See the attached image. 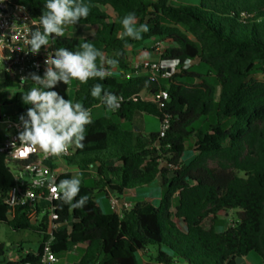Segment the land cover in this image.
Here are the masks:
<instances>
[{
  "label": "trees",
  "instance_id": "1",
  "mask_svg": "<svg viewBox=\"0 0 264 264\" xmlns=\"http://www.w3.org/2000/svg\"><path fill=\"white\" fill-rule=\"evenodd\" d=\"M16 1L37 17L45 10L46 0ZM84 3L90 6V13L76 25L96 27L95 32L84 38L65 34L56 40L55 50L78 51L80 44L92 43L109 58L117 59L116 69L127 73L131 70V47L152 39L171 41L173 46L164 50L162 60L207 64L219 86L182 67L161 85L147 77L120 80L113 75L86 84L72 81L73 103L79 102L88 110L96 106L111 110L92 97L95 83L122 98L119 108L111 111L132 128H123L111 117L92 118L83 147H70L65 163L82 172L94 170L95 186L88 187L80 177V196L89 197L84 207L72 209L61 198L56 202L61 220H71L72 224L55 234L53 251L60 256L86 245L83 256L72 264H238L239 258L247 259L252 253L264 264V79L252 76L258 63L264 73V0H191L179 6H172L170 0ZM130 12H135L138 23L146 24L149 31L139 40L126 38L125 47L116 34L123 30L120 21ZM31 87L34 84L25 92ZM160 88L169 93L165 109L140 96ZM69 89L70 84L60 83L50 90L69 99ZM25 92L11 100L0 97V108L16 104L26 115L30 105L21 99ZM141 114L156 117L161 123L167 117L170 125L164 136L160 131L144 136L140 127L137 130L134 119ZM211 114H215L216 123L208 128L194 127ZM230 120V127L225 128ZM191 138L196 139V157L184 164ZM210 161L217 166L211 167ZM71 178L72 173H65L59 181ZM159 178L168 189L159 207L144 202L120 213H108L96 202V191L122 195ZM15 183L14 173L0 154V226L33 230L41 238L44 234L31 225L25 207L17 208L12 221L7 219L5 201ZM172 197L179 198L175 213L170 212ZM230 210H237L238 220L218 232V215ZM207 219L212 221L208 228L204 225ZM23 251L19 248L15 258L6 260L7 250L0 241V264H41V246L37 252ZM140 252H148L152 261L142 263Z\"/></svg>",
  "mask_w": 264,
  "mask_h": 264
},
{
  "label": "built area",
  "instance_id": "2",
  "mask_svg": "<svg viewBox=\"0 0 264 264\" xmlns=\"http://www.w3.org/2000/svg\"><path fill=\"white\" fill-rule=\"evenodd\" d=\"M38 20L39 17L34 16L26 6L19 4L16 0H0V97L4 101L11 100L17 93L25 92L31 83L34 87H38L30 80V74L35 73L43 77L47 54L55 51L56 40L60 37H50L48 48L42 47L41 51L35 55L31 53L27 41L31 38V32L39 27ZM164 44L165 49L173 46L171 41H164ZM186 62L187 67H185ZM193 64L194 62L190 60L182 64L179 59L162 60L160 57L158 61L145 60L135 63L127 73L119 69L117 71L125 80L147 77L151 82L159 84L161 79L168 81L172 78L181 67L189 69ZM21 77L29 80L21 84ZM72 85L73 82L70 83V87ZM122 100L120 98V102ZM150 100L159 109H165L169 101V93L160 88L153 92ZM2 106L0 124L5 126V134L0 140V154L5 156L6 163L16 180L5 201L8 205L7 219L12 221L17 208L25 207L31 225L38 227L44 234L39 245L42 247L41 264H57L59 256L53 251L55 234L62 228L69 227L72 221L61 220L56 206V202L60 200V194L51 191L49 181L54 180L58 184L61 176L66 173L63 170L59 172L56 166L65 161V157L70 154V147L61 157H52L45 156L38 145L21 143L18 139V134L23 131L20 117L24 116L27 119V116L20 113L16 104ZM169 125V119L166 117L161 123V136H164ZM41 179L43 183L35 182ZM109 200L114 209L132 208L128 202L121 203L115 194H111ZM46 225L45 229L43 226ZM27 253H30V250L24 251V254Z\"/></svg>",
  "mask_w": 264,
  "mask_h": 264
},
{
  "label": "clouds",
  "instance_id": "3",
  "mask_svg": "<svg viewBox=\"0 0 264 264\" xmlns=\"http://www.w3.org/2000/svg\"><path fill=\"white\" fill-rule=\"evenodd\" d=\"M44 8L39 16V27L31 32V38L27 41L34 55L38 54L42 47L50 46V37H63L67 26L76 25L90 13V6L84 3V0H46ZM120 23L123 30L116 35L118 39L125 41V47L128 46L126 38L139 40L142 33L149 31L146 24L138 25L135 12L127 13ZM79 49L71 51L61 47L54 52H48L44 61L46 70L43 77L35 73L30 74V80L38 87H31L21 96L23 103L31 107L27 109V119L20 117L23 131L18 134V139L21 143L38 145L45 156L61 157L72 145L82 148L86 126L92 123L90 111L81 103H73L59 92L49 89L60 83L69 85L72 81L81 84H86L89 80L102 81L112 75V70L119 64L117 59L109 58L92 43L84 42L79 45ZM119 55L120 53H117V56ZM148 58L149 54L146 52L141 56V59ZM27 80L29 79L21 77V84ZM91 95L102 100L111 110L120 106V97L105 91L101 83L93 85ZM81 175L78 172L73 178L61 180L58 184L54 180L49 181L51 191L58 192L62 202L72 209L84 207L89 199L87 195L80 196ZM35 182L40 184L44 181L41 179ZM78 196L80 198L77 200Z\"/></svg>",
  "mask_w": 264,
  "mask_h": 264
},
{
  "label": "rangeland",
  "instance_id": "4",
  "mask_svg": "<svg viewBox=\"0 0 264 264\" xmlns=\"http://www.w3.org/2000/svg\"><path fill=\"white\" fill-rule=\"evenodd\" d=\"M196 1V0H192ZM191 0H170V4L172 6H179L180 4L184 3H189ZM108 12L113 15V11L111 9H108ZM139 25V23H138ZM96 30V27H91L87 25H75L70 28H67L65 30V34L68 36L72 37H79V38H84L92 35ZM192 39L194 37L190 35ZM165 50V44L164 41L160 39H152L147 42H145L143 45L137 46V47H131L130 48V62L133 64L138 61H142L141 56L143 53H148L149 54V60L151 61H158L163 54ZM140 58V60H139ZM189 70L191 72L199 73L202 74L209 82L212 84L219 86L217 80H216V75L213 69L204 63H200L199 61L195 62ZM112 75L115 77H118L120 80H124L123 76L121 73H119L117 70L112 71ZM253 78L257 79H264V73L262 71L261 63H258L256 66V70L252 74ZM167 81L161 79L159 81V85L161 84H166ZM74 88L75 85L70 87L69 89V100L74 99ZM141 97L144 99L150 100L152 98V93H147V92H142ZM91 113V118L96 119L102 116H108L111 117L114 121L119 122V119L114 115V112L111 110L105 109L102 106H96L90 110ZM135 127L142 130V133L144 136H149L153 132H159L161 129V122L156 118L151 115H146V114H141V115H136L134 119ZM216 123V116L215 114H211L209 117L206 119H202L199 122H196L194 124V127L196 128H208L210 125ZM232 121H227L225 123V128L230 127ZM123 128H132V125L130 123H123ZM5 134V126L0 124V138L2 135ZM195 138H191L186 146H187V151L185 153L183 163L184 164H189L191 163L195 157ZM209 165L211 167H216V163L210 161ZM64 167L63 163H60L56 166V169L59 172H62V169ZM66 173H72L70 171ZM81 177L85 181V184L90 187L94 188L95 183V177L96 174L94 170H90L87 172H82ZM77 174V173H76ZM73 174V175H76ZM168 192V189L164 186L163 181L159 178L157 179L154 183H152L149 186L129 191L128 194H122L118 195L119 198H126L131 201L132 207L137 204V203H144L148 202L153 204L156 207H159L162 200L166 197ZM110 194H106L104 192L96 191L95 192V199L97 204L101 207V209L104 212H117L120 213L123 208H117L114 209L110 203ZM172 206L170 209V212L175 213L176 212V207L179 204V198L178 197H172L171 199ZM238 220V212L237 210H230L228 212H221L218 215V219L216 222V230L218 232H224L226 231L229 227L233 226L234 223ZM212 221L211 219H207L204 222L205 227H210ZM40 236L38 233H36L33 230H22V231H14L9 225L7 224H1L0 226V241L5 244L6 250H7V255L5 256L6 260H11L17 256V250L19 248H22L24 251H37L40 245ZM84 247L82 244L76 246L73 251L69 253H63L60 255V259L66 258L69 259L71 262H77L84 254ZM139 259L142 263H148L151 262L152 260L150 259V254L148 252H140L139 253ZM178 264H181L180 262ZM242 264H263L261 258L255 254L252 253L247 259Z\"/></svg>",
  "mask_w": 264,
  "mask_h": 264
},
{
  "label": "crops",
  "instance_id": "5",
  "mask_svg": "<svg viewBox=\"0 0 264 264\" xmlns=\"http://www.w3.org/2000/svg\"><path fill=\"white\" fill-rule=\"evenodd\" d=\"M139 60H140V58H139ZM145 60H149V59H142V61H145ZM142 61H138V62H135V63H139V62H142ZM135 63H133V64H135ZM195 63V62H194ZM130 64H131V67L133 66V64L130 62ZM114 70H117V69H114ZM113 70V71H114ZM124 79V78H123ZM125 80V79H124ZM113 112V111H112ZM108 117V116H107ZM92 119V118H91ZM119 123H121V125H123V123H127V122H122V121H119ZM127 129H130V127L129 128H127ZM3 136L4 135H2V137L0 138V140L3 138ZM186 148H187V146H186ZM60 163H63L64 164V167H63V171H66V172H68V171H70V172H72V174H76V173H78L80 170L79 169H77V168H75V167H70V166H68L66 163H65V161L64 162H60ZM74 176V175H73ZM129 192H125L124 194L126 195V194H128ZM112 193H110V195H111ZM118 196V195H117ZM119 198V197H118ZM120 199V201H121V203H123V202H128V203H131V201L129 202V200H127L126 198H119ZM83 245V244H82ZM83 247H84V250L86 249V245H83ZM24 252V251H23ZM72 263H74V262H71L69 259H66V258H63V259H60V256H59V261H58V263L57 264H72Z\"/></svg>",
  "mask_w": 264,
  "mask_h": 264
},
{
  "label": "water",
  "instance_id": "6",
  "mask_svg": "<svg viewBox=\"0 0 264 264\" xmlns=\"http://www.w3.org/2000/svg\"><path fill=\"white\" fill-rule=\"evenodd\" d=\"M136 129L138 130V128H136ZM244 261H245V259H243V258H239V259L237 260V263H238V264H242Z\"/></svg>",
  "mask_w": 264,
  "mask_h": 264
}]
</instances>
